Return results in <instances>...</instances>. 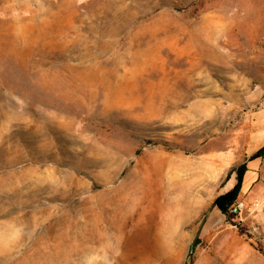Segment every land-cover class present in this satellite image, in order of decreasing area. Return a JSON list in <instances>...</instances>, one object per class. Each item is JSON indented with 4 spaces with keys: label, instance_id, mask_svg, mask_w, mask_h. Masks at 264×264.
Instances as JSON below:
<instances>
[{
    "label": "rangeland",
    "instance_id": "1",
    "mask_svg": "<svg viewBox=\"0 0 264 264\" xmlns=\"http://www.w3.org/2000/svg\"><path fill=\"white\" fill-rule=\"evenodd\" d=\"M263 146L264 0H0V264H264Z\"/></svg>",
    "mask_w": 264,
    "mask_h": 264
},
{
    "label": "trees",
    "instance_id": "2",
    "mask_svg": "<svg viewBox=\"0 0 264 264\" xmlns=\"http://www.w3.org/2000/svg\"><path fill=\"white\" fill-rule=\"evenodd\" d=\"M264 154V146L258 149L251 158L257 157V156H262ZM245 169H248V163L243 164L237 171V176H238V184L237 188L221 195L217 199V203L220 206V208L225 212L229 213V206L232 205L237 197V193L242 189V182H243V174L245 172Z\"/></svg>",
    "mask_w": 264,
    "mask_h": 264
},
{
    "label": "bare ground",
    "instance_id": "3",
    "mask_svg": "<svg viewBox=\"0 0 264 264\" xmlns=\"http://www.w3.org/2000/svg\"><path fill=\"white\" fill-rule=\"evenodd\" d=\"M165 165V164H164ZM144 204L143 203H141V206H143Z\"/></svg>",
    "mask_w": 264,
    "mask_h": 264
},
{
    "label": "crops",
    "instance_id": "4",
    "mask_svg": "<svg viewBox=\"0 0 264 264\" xmlns=\"http://www.w3.org/2000/svg\"><path fill=\"white\" fill-rule=\"evenodd\" d=\"M258 136V135H257ZM259 139V138H258Z\"/></svg>",
    "mask_w": 264,
    "mask_h": 264
}]
</instances>
